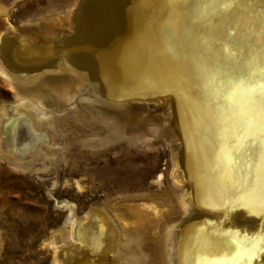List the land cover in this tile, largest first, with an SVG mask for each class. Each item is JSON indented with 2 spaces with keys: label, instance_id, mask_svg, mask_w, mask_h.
Here are the masks:
<instances>
[{
  "label": "bare ground",
  "instance_id": "bare-ground-1",
  "mask_svg": "<svg viewBox=\"0 0 264 264\" xmlns=\"http://www.w3.org/2000/svg\"><path fill=\"white\" fill-rule=\"evenodd\" d=\"M74 20L62 37L27 29L2 40L0 72L19 103L0 124L13 134L6 143L0 132L3 155L34 170L19 155L47 136L34 118L52 98L71 101L72 84L88 80L111 104L164 100L181 139L174 178L186 212L163 236L165 264H260L264 0H82ZM60 205L70 212L48 241L54 264H144L142 237L151 225L160 233L170 211L130 203L79 216Z\"/></svg>",
  "mask_w": 264,
  "mask_h": 264
},
{
  "label": "rangeland",
  "instance_id": "rangeland-1",
  "mask_svg": "<svg viewBox=\"0 0 264 264\" xmlns=\"http://www.w3.org/2000/svg\"><path fill=\"white\" fill-rule=\"evenodd\" d=\"M81 2L0 0V46L9 31L36 29L45 39L69 35ZM37 21L47 28L39 29ZM72 86L71 101L52 98L44 106L49 112L34 118L47 134L39 148L22 153L21 137L15 139L21 159L32 162L34 170L0 151V264H54L55 249L48 241L66 225L70 208L60 204L67 201L79 216L104 207L126 209L130 203L156 202L170 210L160 233L151 225L140 236L149 255L144 264H165L168 239L163 236L186 215L174 178L181 139L170 110L164 100L105 102L88 80ZM18 105L0 72V124ZM49 119L53 127L48 129ZM0 130L6 143L13 142L12 133H3L1 125Z\"/></svg>",
  "mask_w": 264,
  "mask_h": 264
}]
</instances>
